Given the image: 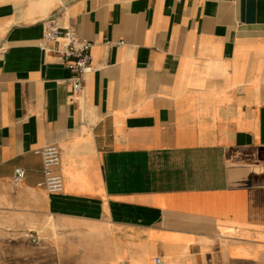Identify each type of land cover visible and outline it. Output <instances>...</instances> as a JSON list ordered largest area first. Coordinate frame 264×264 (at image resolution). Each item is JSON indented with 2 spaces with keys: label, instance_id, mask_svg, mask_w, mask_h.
Instances as JSON below:
<instances>
[{
  "label": "crops",
  "instance_id": "obj_1",
  "mask_svg": "<svg viewBox=\"0 0 264 264\" xmlns=\"http://www.w3.org/2000/svg\"><path fill=\"white\" fill-rule=\"evenodd\" d=\"M48 21L92 44L80 94ZM11 200L16 264H264V0H0Z\"/></svg>",
  "mask_w": 264,
  "mask_h": 264
},
{
  "label": "built area",
  "instance_id": "obj_2",
  "mask_svg": "<svg viewBox=\"0 0 264 264\" xmlns=\"http://www.w3.org/2000/svg\"><path fill=\"white\" fill-rule=\"evenodd\" d=\"M109 47L116 45L107 43ZM117 45H123L119 42ZM39 49L46 55L58 57L64 67L70 72V77L61 80L62 85L69 86L74 93L80 94L85 86L86 77L93 73L91 49L92 44L88 40L78 37L69 29L58 27L54 21L45 24ZM42 157L43 181L37 187L49 195H57L62 192V180L57 173L60 163L58 148L54 145L46 146L36 152ZM25 179V171L15 170L13 184H20ZM153 264H161V259L156 258Z\"/></svg>",
  "mask_w": 264,
  "mask_h": 264
},
{
  "label": "rangeland",
  "instance_id": "obj_3",
  "mask_svg": "<svg viewBox=\"0 0 264 264\" xmlns=\"http://www.w3.org/2000/svg\"><path fill=\"white\" fill-rule=\"evenodd\" d=\"M15 215L16 204L12 200L0 204V264H16V240L12 239L16 234Z\"/></svg>",
  "mask_w": 264,
  "mask_h": 264
},
{
  "label": "bare ground",
  "instance_id": "obj_4",
  "mask_svg": "<svg viewBox=\"0 0 264 264\" xmlns=\"http://www.w3.org/2000/svg\"><path fill=\"white\" fill-rule=\"evenodd\" d=\"M5 221L3 220V223H4ZM1 224V223H0ZM54 232V231H53Z\"/></svg>",
  "mask_w": 264,
  "mask_h": 264
}]
</instances>
